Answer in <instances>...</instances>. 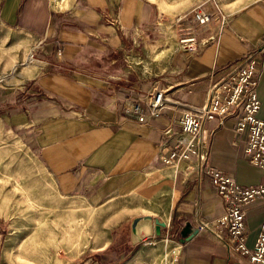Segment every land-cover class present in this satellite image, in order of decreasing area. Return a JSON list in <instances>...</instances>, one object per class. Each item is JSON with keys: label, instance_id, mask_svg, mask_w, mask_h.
<instances>
[{"label": "crops", "instance_id": "1", "mask_svg": "<svg viewBox=\"0 0 264 264\" xmlns=\"http://www.w3.org/2000/svg\"><path fill=\"white\" fill-rule=\"evenodd\" d=\"M199 4L210 10L209 0H194L165 18L148 0H0L1 23L34 35L41 46L40 59L26 69L31 77L2 93V124L26 141L60 196L101 205L116 195H135L149 211L165 210L160 218L143 213L165 224L158 237L115 250L107 240L100 264L156 262L158 251L147 247L162 241L177 247L174 264H247L226 232L219 233L221 241L197 232L224 206L209 177H198L194 158L174 157L171 166L162 161L175 144L170 137L179 132L180 116L202 107L211 78L253 54L262 62L256 95L257 116L264 120V0L229 15L197 52H184L178 38L206 33L171 21ZM104 15L116 18L120 31ZM151 88L163 92L166 104L158 118L143 124L126 118L121 102ZM238 116L206 125L203 168L249 187L261 175L243 159L246 135L234 131ZM244 214L251 250L264 222V202L251 203Z\"/></svg>", "mask_w": 264, "mask_h": 264}, {"label": "rangeland", "instance_id": "2", "mask_svg": "<svg viewBox=\"0 0 264 264\" xmlns=\"http://www.w3.org/2000/svg\"><path fill=\"white\" fill-rule=\"evenodd\" d=\"M148 1L170 18L194 0ZM253 1L215 0L208 8L229 16ZM40 47L34 35L0 21V98L31 77L26 69L40 59ZM136 197L116 195L98 205L87 198L60 196L26 141L0 117V264H100V248L107 240L114 250L131 242L133 218L149 215L143 213L160 218L165 211H149V204ZM147 248L159 253L149 264H174L177 258V247L164 241Z\"/></svg>", "mask_w": 264, "mask_h": 264}, {"label": "built area", "instance_id": "3", "mask_svg": "<svg viewBox=\"0 0 264 264\" xmlns=\"http://www.w3.org/2000/svg\"><path fill=\"white\" fill-rule=\"evenodd\" d=\"M215 0H209L213 2ZM104 21L120 31L116 18L104 15ZM227 15L220 12H211L204 4L194 6L174 18L171 24L182 26L195 25L206 33V37L197 39L196 35L188 33L184 38L176 40L179 48L186 52H197L206 42L221 31L228 21ZM190 30V29H189ZM188 30V31H189ZM213 33V34H212ZM212 34V35H211ZM262 62L255 54L245 58L242 64H235L223 71L220 78L209 81L205 102L195 113L182 114L178 121L179 132L173 134L175 144L170 155L164 158L163 164L171 166L174 157L181 159L194 158L198 177H209L211 184L223 203V212L217 219L200 223L197 232L210 233L218 240L221 231L229 236L234 251L245 258L247 264H264V222L259 230L258 238L251 250L245 246L244 209L251 203L264 202V120H260L257 113L260 102L256 90ZM145 94H137L134 101H122L123 114L143 124L147 119H156L165 108L163 92L151 88ZM238 114L235 132L246 135L243 149V159L256 168L261 181L258 185L243 187L220 172L203 168L206 155V138L203 135L206 125L213 121L223 122ZM169 131L164 134L168 135ZM264 220V218H263Z\"/></svg>", "mask_w": 264, "mask_h": 264}, {"label": "water", "instance_id": "4", "mask_svg": "<svg viewBox=\"0 0 264 264\" xmlns=\"http://www.w3.org/2000/svg\"><path fill=\"white\" fill-rule=\"evenodd\" d=\"M130 224L129 239L132 245L140 244L150 237H158L160 229L165 227L163 222H159L150 215L135 217Z\"/></svg>", "mask_w": 264, "mask_h": 264}, {"label": "bare ground", "instance_id": "5", "mask_svg": "<svg viewBox=\"0 0 264 264\" xmlns=\"http://www.w3.org/2000/svg\"><path fill=\"white\" fill-rule=\"evenodd\" d=\"M28 60H29V61H31V57H29V59H28ZM12 69H13L12 71H13V72H15V71H14V70H15V68H12Z\"/></svg>", "mask_w": 264, "mask_h": 264}]
</instances>
